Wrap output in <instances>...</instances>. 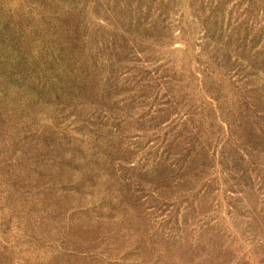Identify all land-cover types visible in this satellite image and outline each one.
<instances>
[{
	"label": "rangeland",
	"instance_id": "374dc122",
	"mask_svg": "<svg viewBox=\"0 0 264 264\" xmlns=\"http://www.w3.org/2000/svg\"><path fill=\"white\" fill-rule=\"evenodd\" d=\"M0 264H264V0H0Z\"/></svg>",
	"mask_w": 264,
	"mask_h": 264
}]
</instances>
